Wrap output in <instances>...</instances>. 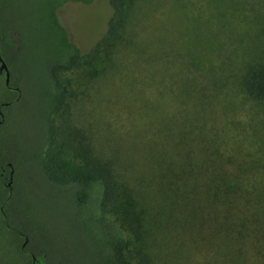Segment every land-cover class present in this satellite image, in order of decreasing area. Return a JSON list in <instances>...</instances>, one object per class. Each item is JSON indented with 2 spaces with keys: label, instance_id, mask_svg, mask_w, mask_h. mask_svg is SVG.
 <instances>
[{
  "label": "rangeland",
  "instance_id": "1",
  "mask_svg": "<svg viewBox=\"0 0 264 264\" xmlns=\"http://www.w3.org/2000/svg\"><path fill=\"white\" fill-rule=\"evenodd\" d=\"M13 2L18 31L19 21L29 20L30 0ZM59 16L83 60L60 74L69 95L55 127L67 120L83 133L92 156L118 155L117 174L125 180L130 175L137 188L141 183L135 176L145 177L152 167L158 126H167L171 165L189 176L188 190L198 195L183 200L188 209L183 215H191L188 233L200 242L183 237L185 248L176 250L167 212L161 226L155 219L143 222L142 242L130 234V261L236 264V250L207 242L215 227L204 196L214 189L209 178L222 169L250 172L252 182L264 173V102L243 90L249 67L264 65V0H128L116 7L110 0H95L68 4ZM30 35L17 54L11 53L22 91L12 111L13 141L7 143L17 149L11 147L18 182L6 192L12 198L1 210L20 229L34 233L29 248L46 250L53 264H105L69 190L46 182L30 158L41 147L47 114V79L35 71L43 57L35 55ZM169 78L170 89L162 82ZM125 160L134 174L120 165ZM141 187L139 198L150 194L157 207L164 200L154 184ZM121 203L118 198L114 207ZM248 258L247 264H255L253 250Z\"/></svg>",
  "mask_w": 264,
  "mask_h": 264
},
{
  "label": "trees",
  "instance_id": "2",
  "mask_svg": "<svg viewBox=\"0 0 264 264\" xmlns=\"http://www.w3.org/2000/svg\"><path fill=\"white\" fill-rule=\"evenodd\" d=\"M94 1L30 0L27 6L29 20L27 18L26 21L18 20L21 30L17 31L12 22L15 9L13 0H0V57L9 72L8 85L16 89V92H9L5 81L0 77V109L4 115L0 124V217L10 216L9 213L3 214L1 208L9 204L12 198V195H6L8 190L4 185L3 169L9 173L8 167L11 164L13 167L11 183L14 182L12 187L17 186L18 182V165L14 162L16 158L12 154L14 149L11 148L15 146L10 147L8 144L13 141L10 131L12 111L21 99L22 91L14 73L11 53L17 54L20 51L30 33L35 55L39 58L42 56L44 62L42 65L40 59L41 66L37 65L35 71H40L39 75H44L47 79L45 89L47 114L43 140L41 147L30 158L37 164L46 182L69 190L75 206L79 208L78 213L84 214L81 224L89 230L91 240H96L94 248L101 253L103 262L133 264L128 254L130 234L137 242H142L143 222L155 219V224L161 226L167 221V212L171 223V243L175 245L176 250L185 248L186 241H182L183 237L188 239V243L191 237L200 242L193 234L188 233V223L193 221L191 215L186 219L183 215L188 211L183 200H193L198 195L194 197V193L188 190L186 183L188 175L171 165V134L167 126H163L167 128L166 131L162 126H158L157 140L160 142L157 148H153L155 156L151 159L152 167L145 177L135 176L141 185L154 184L157 187L156 191H163L164 200L158 207L150 194L142 195L143 198L138 197V191L143 188L141 185L133 188L130 175L125 174L126 180L120 178L116 172L119 165L118 155L106 159L92 156L83 133L70 126L67 120L63 121L62 128L55 127V117L65 108L69 95L67 86L60 80V74L74 70L83 60V52L71 40L61 23L59 12L68 4L91 5ZM125 1L128 0H110L115 7ZM13 28L15 29L12 30ZM13 38L14 44L10 43ZM162 82L167 84H164V87L171 88L170 78ZM243 90L248 98L264 102L263 64L249 67L243 77ZM144 145L150 146L149 141L144 142ZM120 165L127 173L134 174L130 161L125 160ZM251 175L250 172L245 174L222 169L209 178L208 182L214 189L207 197L206 194L204 196L207 218L212 219L215 227L207 242L209 245L218 242L222 250H236V264H247L249 250L254 251L255 264H264V173L257 174V181L254 182L249 180ZM118 198L122 199L119 209L114 207ZM169 201L170 209L166 208ZM159 220L163 222L160 224ZM22 232L28 237V246L31 240L35 244L36 236L32 231ZM20 244V235L16 231L12 232V229H8L0 221L2 264H30L29 252H32L40 262L53 264L46 250H30L25 254L21 250H7L10 247H19ZM139 250L145 249L142 247ZM257 257L261 258V261L258 262ZM137 264H148V260L143 259Z\"/></svg>",
  "mask_w": 264,
  "mask_h": 264
},
{
  "label": "flooded vegetation",
  "instance_id": "3",
  "mask_svg": "<svg viewBox=\"0 0 264 264\" xmlns=\"http://www.w3.org/2000/svg\"><path fill=\"white\" fill-rule=\"evenodd\" d=\"M12 36H14V33H12ZM10 43L14 44L15 43V39L13 38ZM0 77H1V79H3L6 82V72H5V70L0 72ZM8 84L5 83V85L9 88V92H16V89L10 87ZM3 118H4V115H3L2 110L0 109V124H2ZM8 168H9V173L8 172L6 173V170L3 169L2 175L4 177V183H5L4 185L6 186L5 188L9 192H11V187H12V183L11 182L13 181V173L11 174V172H13V167L10 166ZM10 174H11V176H10ZM9 179H11V181H10V186L8 187L7 185L9 183ZM0 218H1L0 221L3 223V225H6V227L8 229H12V232L16 231L21 237V244H20L19 247H10L7 250L8 251L9 250H21V252H24V254H25V252L30 251L31 249L28 246V242H29L28 237L22 232V229H20L18 226L15 225V223H13V221L10 218V216L3 215V217H0ZM11 235H12V233H11ZM29 254H30V258H31L30 264H45V262H40L38 259H36L32 252H29Z\"/></svg>",
  "mask_w": 264,
  "mask_h": 264
},
{
  "label": "water",
  "instance_id": "4",
  "mask_svg": "<svg viewBox=\"0 0 264 264\" xmlns=\"http://www.w3.org/2000/svg\"><path fill=\"white\" fill-rule=\"evenodd\" d=\"M3 70H5V72H6V84H8L9 83V72H8V69H7V66H6V64L4 63V61H3V59L0 57V72H2ZM9 166H11V165H9ZM13 172H11V174H12ZM11 174H10V176H11ZM10 181H11V179H9V183H8V187L10 186Z\"/></svg>",
  "mask_w": 264,
  "mask_h": 264
}]
</instances>
